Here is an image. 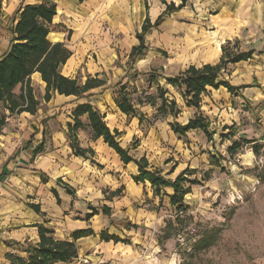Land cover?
<instances>
[{"label": "crops", "instance_id": "crops-1", "mask_svg": "<svg viewBox=\"0 0 264 264\" xmlns=\"http://www.w3.org/2000/svg\"><path fill=\"white\" fill-rule=\"evenodd\" d=\"M42 1L19 0L17 10L22 5ZM49 1L56 5V15L49 25L47 39L51 44H63L71 53L61 67V75L77 78L81 83L87 77L98 75L102 78L104 75L106 86L89 92L93 95L88 100L90 105L105 117L110 130L121 133L119 142L122 148H129L132 139L138 140L139 145L131 154L145 156L152 165L156 154L170 151L169 145L156 134V126L149 127L141 137L138 120L127 118L118 111L112 91L107 88L126 76L125 67L116 64L126 61L131 49L138 45L136 34L144 21L148 19L153 25L164 13L165 6L160 0ZM164 1L175 6L181 3L179 0ZM154 39L156 47L171 54L166 67L176 73L168 76H175L189 66L218 63L221 46L227 41H238L241 46L252 45L245 51H253V59L229 66L226 77L231 86L246 88L237 96L225 89L210 90L202 97L200 107V112L211 123V130L212 125L218 124L222 129L220 134H223L224 127L232 126L237 128L236 134L245 133V127L239 129V124L228 114V99L233 97L252 103L264 95V0H191L180 11L163 17L158 27L148 34L147 45L150 42L154 47ZM254 51H262V54L256 56ZM30 86L39 102L36 115L7 116L0 135V259L5 260L7 253L17 252L20 245L35 244L38 241L37 227L43 226L60 240H71L76 231L91 233L76 241L78 257L70 264H82L81 257L88 260L87 264H142L143 251L139 253L130 246L103 242L99 235L107 229L108 235L116 236L114 232L109 233L112 225L107 228L110 220L127 224L123 231L127 236L135 232L132 227H141L139 230L150 233L148 229L164 218L157 210L161 199L153 196L148 183L135 184L132 181L131 177L137 174L132 164L123 165L102 139H92L86 116L80 118L84 128L77 132V140L79 147L92 150L93 156L86 160L72 154L67 126L73 125L72 113L76 106L86 100L54 94L44 102L45 84L38 74L31 76ZM169 92L179 97L174 90L169 89ZM216 96L223 97L226 102L216 103ZM175 101L177 104L176 98ZM181 103L183 109L179 108V117L188 115L181 124L184 125L195 111L186 108L182 100ZM84 130L89 133V139L82 138ZM173 137L176 136L173 134ZM194 137L206 147L213 142L208 143L203 133L191 131L186 139L176 137L175 143ZM41 145L43 151L35 155L36 148ZM167 152L165 155L168 156ZM168 157L175 161L172 156ZM203 157L204 154L196 156V161L202 162ZM209 157L211 155H208L210 170L205 172H211L214 166ZM179 166L167 173L172 172L175 178L187 168L196 170ZM58 181L74 194L69 195ZM165 193L169 196L172 191L166 189ZM31 206H36L39 212ZM103 206L110 209V217L102 214L100 208ZM91 208L96 211L92 216ZM86 215L91 217L86 220Z\"/></svg>", "mask_w": 264, "mask_h": 264}, {"label": "trees", "instance_id": "trees-1", "mask_svg": "<svg viewBox=\"0 0 264 264\" xmlns=\"http://www.w3.org/2000/svg\"><path fill=\"white\" fill-rule=\"evenodd\" d=\"M80 2L84 0H78ZM165 6L164 13L152 25L146 19L141 26V30L136 34L138 45L130 51L129 57L133 60L142 59L145 56V37L156 29L163 17L173 12L180 11L191 0H181L178 6L173 3L167 4L160 0ZM56 15V5L49 1L34 5H22L11 18L9 28L10 40L7 50L0 55V108L8 113V116L27 113L36 115L39 102L35 99L30 86L31 76L38 74L41 81L45 84L43 101L48 102L52 95L57 94L65 97H76L84 99L87 102L78 104L72 113L73 125L67 126V139L72 154L75 157H81L90 160L93 152L90 149H82L78 145L77 132L84 128L80 118L86 116L87 127L90 130L93 140L102 139L103 143L111 149L119 158L123 165L132 164L137 169V174L131 179L135 184L148 183L153 192V196L160 198L166 197L169 207L183 212L186 210L185 197L191 192L192 187L199 186L202 181L206 182L211 177V172H203L202 179H197V171L185 169L173 180L168 177L172 172L164 175L162 171L152 166L145 156L135 157L131 151L137 149L139 142L133 139L129 148L124 149L120 145L121 133L117 130H110L104 121V116L95 111L89 101L93 95L90 91L104 88L106 86V77L95 75L87 77L81 83L77 78L69 79L63 77L60 73L61 67L70 58L71 53L63 44H51L47 37L49 34V25ZM238 41H227L221 46V57L218 63L214 65H202L200 67L189 66L175 76H162L156 71H150L145 74L144 81L146 88L141 92L130 91L129 86L135 81L138 74H126V76L117 84L108 87L112 91L113 102L118 111L127 118L138 120L139 127L144 123L148 127H153L156 122L169 121L170 131L178 139H186L187 133L199 131L204 134L208 143L213 141L216 134L211 130L209 119L200 112L202 97L208 94L210 90L217 91L225 89L229 94L237 96L238 93L246 87H233L226 79L229 73V66L240 62H247L253 59V51H240ZM158 73V74H157ZM129 77H131L129 79ZM162 80L163 83H160ZM169 89L174 90L186 108L193 109L195 114L184 125L177 122L181 113L174 98H170ZM149 107L153 110L150 118L140 112V108ZM5 114H0V135L6 124ZM228 130L227 135L221 134L220 139H226L229 136L233 138L237 128H223ZM254 141H247L240 137L239 140L231 142L227 148V153L233 156L245 145L252 144V152L256 156L259 152L258 146ZM42 145L37 147L35 155L41 153ZM224 160V158H220ZM211 165H218L213 157H209ZM92 163V162H91ZM43 181L45 179L43 178ZM61 184L69 195H73L70 188ZM169 189L172 194L167 196L165 190ZM35 212H39L36 206H31ZM102 214L110 217V209L103 206L100 208ZM91 216L96 214L95 209L91 208ZM90 215H86L88 220ZM178 219V216L176 217ZM129 228V226H128ZM174 231L172 222H168L165 231ZM38 241L35 244L25 243L17 247V252L23 256L7 253L5 260L9 264H70L77 259L78 250L76 241L91 234L89 231H76L72 234L71 240H60L53 236V232L43 226L37 227ZM217 233L203 236L195 245V252L207 250L215 240ZM103 242H113L130 245V241H122L118 236L108 235L102 231L99 235ZM170 238V234L165 233V240Z\"/></svg>", "mask_w": 264, "mask_h": 264}, {"label": "rangeland", "instance_id": "rangeland-1", "mask_svg": "<svg viewBox=\"0 0 264 264\" xmlns=\"http://www.w3.org/2000/svg\"><path fill=\"white\" fill-rule=\"evenodd\" d=\"M18 4L19 0H0V55L8 47L11 18L16 13ZM154 36L158 37L159 34ZM147 37L148 35L145 37L146 53L142 59L135 61L128 55L126 61L116 64L120 68L125 67L128 74L132 72L138 74L133 85L128 87L130 91L138 93L146 88L144 76L150 71L154 70L162 76L176 73L175 70L166 67L171 54L156 47V39L152 41L154 47H151L150 42L147 45ZM249 46L252 45H240L239 50L245 51ZM254 53L259 56L262 51ZM160 83H163L162 80ZM169 97L176 98L178 107L183 109L178 96L170 93ZM215 101L223 104L226 99L218 96ZM228 102L230 103L228 114L239 124V129L245 127V133H238L234 138L229 136L222 140L220 125H212V130L216 134L212 144L207 147L200 145L195 137L175 143L176 137H173L168 126L170 120L155 123L156 134L169 145L167 148L170 150L156 154L152 161V165L164 175L178 165L182 168L190 166L200 173L196 176L200 180L202 173L209 169L208 155L214 157L218 165L214 163L211 168L209 181H202L199 186L192 187L191 192L185 197L187 205L185 211L177 212L167 205L165 197L162 198L157 210L164 218L148 229L151 230L150 233L139 230L141 227H132L135 232L132 236H127L123 233L127 224L120 220L109 221L107 228L113 226L109 233L114 232L122 241H130V245L123 246H130L139 253L143 251L142 264H264V95L259 97V101L253 100L252 103L233 97H229ZM248 102L252 105H248ZM139 110L148 118L153 114L149 107H142ZM0 114L8 116L1 108ZM186 116L188 115H181L177 122L182 124ZM148 129L144 123L140 128V136L144 137ZM84 131L82 138L89 139V133L87 130ZM227 134L228 131L223 132V135ZM239 135L256 141L255 145L259 148L256 156L252 152V145L242 146L233 156L227 153V148L231 142L239 140ZM166 152L175 161L169 160ZM203 154V161L199 159L196 161V156L201 157ZM174 176L168 178L172 180ZM168 222L173 223L174 231H165ZM105 231L108 233L107 229ZM165 233L170 234L168 240H165ZM213 233H217L214 243L207 250L195 252L198 240ZM12 254L23 256L18 252ZM80 259L84 260L83 257ZM0 264L9 262L0 259Z\"/></svg>", "mask_w": 264, "mask_h": 264}, {"label": "built area", "instance_id": "built-area-1", "mask_svg": "<svg viewBox=\"0 0 264 264\" xmlns=\"http://www.w3.org/2000/svg\"><path fill=\"white\" fill-rule=\"evenodd\" d=\"M81 263H82V264H87L88 261H87L86 259H84V260L81 261Z\"/></svg>", "mask_w": 264, "mask_h": 264}]
</instances>
